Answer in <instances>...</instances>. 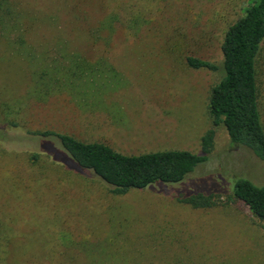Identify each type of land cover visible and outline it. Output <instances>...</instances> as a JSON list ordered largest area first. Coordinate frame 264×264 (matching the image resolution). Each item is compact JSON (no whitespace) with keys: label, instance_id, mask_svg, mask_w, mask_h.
<instances>
[{"label":"rangeland","instance_id":"obj_1","mask_svg":"<svg viewBox=\"0 0 264 264\" xmlns=\"http://www.w3.org/2000/svg\"><path fill=\"white\" fill-rule=\"evenodd\" d=\"M11 1L24 19L21 30L0 29V128L19 123L26 149L0 144V221L13 236L10 264H264V222L244 203L223 198L194 209L174 197L232 193L239 178L264 187L262 162L214 126L209 102L221 74L188 64L189 57L222 64L225 35L250 0ZM64 51L106 58L124 85L90 86L79 106L67 94L45 103L28 98L32 72L62 62ZM258 70L264 124V47ZM210 130L209 161L184 182L123 195L54 161L44 138L32 135L51 131L138 156L200 154Z\"/></svg>","mask_w":264,"mask_h":264},{"label":"trees","instance_id":"obj_2","mask_svg":"<svg viewBox=\"0 0 264 264\" xmlns=\"http://www.w3.org/2000/svg\"><path fill=\"white\" fill-rule=\"evenodd\" d=\"M16 6L11 0H0V29L3 34L22 29L24 15L19 13ZM115 19L111 17V20ZM263 47L264 0H250L244 15L225 35L221 48L222 64L192 57L188 58V64L194 69L221 74L209 102L214 126L225 128L232 145L250 150L264 166V124L258 86V63ZM62 57V62L54 60L32 72L33 85L28 98L45 103L51 97L67 94L79 106L86 101L83 93L90 86L117 89L124 85V78L106 58L92 61L82 54L67 51L63 52ZM16 106L21 107L17 103ZM10 109L8 107L6 110ZM19 113L20 108L16 109V114ZM21 130L15 120L6 121L0 128V135H4L0 144L12 151L26 149L19 146L25 140ZM32 135L44 138L45 153L54 161L77 174L95 175L118 195L130 190L160 187L157 184L184 182L200 164L209 161L215 145V132L210 130L202 138L200 154L177 150L127 156L106 144L85 143L51 131ZM53 140H59L62 147H54L51 144ZM31 154L33 160L39 158L38 152ZM215 192L195 191L174 197L179 203L194 209L214 208L222 203L223 198L227 199V203L239 200L264 222V187L239 178L234 183L232 193ZM9 228L6 225L3 228L0 221V264H10L13 236L12 233H4Z\"/></svg>","mask_w":264,"mask_h":264}]
</instances>
